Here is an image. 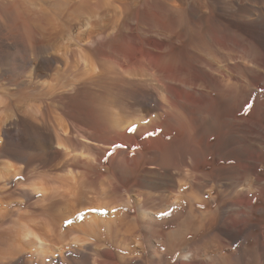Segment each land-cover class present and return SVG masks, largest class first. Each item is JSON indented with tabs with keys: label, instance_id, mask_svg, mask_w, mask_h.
<instances>
[{
	"label": "bare ground",
	"instance_id": "obj_1",
	"mask_svg": "<svg viewBox=\"0 0 264 264\" xmlns=\"http://www.w3.org/2000/svg\"><path fill=\"white\" fill-rule=\"evenodd\" d=\"M7 75L0 264H264V0H0Z\"/></svg>",
	"mask_w": 264,
	"mask_h": 264
},
{
	"label": "rangeland",
	"instance_id": "obj_2",
	"mask_svg": "<svg viewBox=\"0 0 264 264\" xmlns=\"http://www.w3.org/2000/svg\"><path fill=\"white\" fill-rule=\"evenodd\" d=\"M219 58V60L221 61H223L222 63H225V61H224V59L223 58H221V57H218ZM24 78H22V76H20L19 78H17V79H15V80H12L11 79V77L10 76H5L4 78H2V79H0V84H4V90L2 89V88H0V96L1 97H3V98H7V99H12L13 101V103H15V101H16V99L18 100V99H20L21 98V95H22V91L21 90H19V88H18V86H16L15 87V85L16 84H18V83H21V81L23 80ZM9 80V81H8ZM14 83V84H13ZM15 88H14V87ZM7 87V88H6ZM6 92H7V94H6ZM7 95V96H6ZM11 96V97H9V96ZM27 137V136H26ZM24 140V139H23ZM22 140V141H23ZM58 140V138H56V141ZM22 141H21V143H22ZM24 142H25V140H24ZM26 142H27V139H26ZM30 144V146H31V148H32V150H34L35 148H37V144H32V143H29ZM73 150H76V151H74L75 153L77 152L78 154H81V152H85V154L86 155H89L88 157H91V159H92V162L95 164V165H98V162L95 160V158L97 157L96 155H95V152L92 150V149H90L88 146H84V144L81 142V143H78V144H76L73 148H72ZM71 149V150H72ZM94 152V153H93ZM76 153V154H77ZM92 154V155H91ZM94 154V155H93ZM8 156V155H7ZM10 156V155H9ZM3 157L5 160H13V161H11V162H14V163H18V161L19 160H17L16 161V158H14V157ZM41 158V156L40 155H38V153H36V154H33L32 156H30L29 157V159L28 160H30L29 162H30V164L32 165V166H36L37 165V163H38V161H37V159L38 158ZM93 157V158H92ZM59 158H61V157H59ZM94 159V160H93ZM96 162H97V164H96ZM48 169H50L49 167L47 168V167H38L37 169H34L32 172H29V175H28V178L27 179H25L24 180V182H26L25 184L27 185H29V186H31V183L32 182H35V181H38L39 180V178L38 177H40L39 176V173L40 172H42L43 170H48ZM74 170L75 171H77V172H84L85 171V168H83V167H75L74 168ZM58 173L60 172V173H62V174H65V171L63 172L62 170H60V169H58V170H56ZM32 175V176H31ZM105 175H107V174H105ZM108 176H109V179H114V177H112V175L110 176V174L109 175H107V178H108ZM135 176H136V174L134 173V175L130 178V177H128L127 178V180L128 181H132L134 178H135ZM103 177V176H102ZM101 176H97V182H95V184L97 183V185L98 186H100V184H101V182H99V181H101L100 180V178H102ZM104 177H106V176H104ZM41 178V177H40ZM106 178V180H107V182L105 181V186H106V188L108 189L107 190V192L105 193V195H104V193H102L101 192V190L100 191H97L99 194H96L95 192H93V195H91V194H89L88 193V195H87V197H89V196H106V197H111L112 198V200H114V201H117L118 202V204L120 205V203L122 202V204L120 205V206H123V207H129L130 206V204H131V200H133V199H136V197H137V194L136 193H133L131 190H130V193L128 194L127 193V191L125 192H121V191H114L112 188H111V186H110V184H109V180ZM22 179V178H21ZM111 179V180H112ZM30 182H29V181ZM35 180V181H34ZM32 181V182H31ZM98 182H99V184H98ZM118 182V181H117ZM109 185V186H108ZM129 192V191H128ZM132 193V194H131ZM39 194V193H38ZM129 195V196H128ZM131 195V196H130ZM118 196V198H116ZM128 196V197H127ZM38 197L39 196H37V197H35L34 199H32V203L34 202V201H36V200H38ZM85 200V199H84ZM119 200V201H118ZM75 201H73V203H74ZM125 205V206H124ZM104 245H106V246H104ZM104 245H102L101 246V249H106V248H109V245H107L106 243L104 244ZM131 246L129 247H127V246H121L120 248H118V249H116V251H118V253L116 254V257H117V259L118 258H121V255L122 256H124V254H125V252L126 251H128V248H131L132 247V245L133 244H130ZM108 246V247H107ZM125 247H127V250L125 249ZM125 249V250H124ZM74 253L75 252H77V251H73ZM102 257H104V258H106V259H108L106 256H104V255H101ZM118 256H120V257H118ZM121 259H123V257L121 258Z\"/></svg>",
	"mask_w": 264,
	"mask_h": 264
}]
</instances>
